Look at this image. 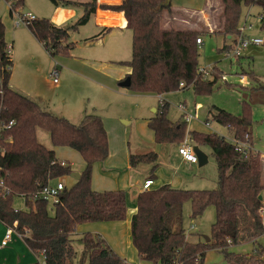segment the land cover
I'll use <instances>...</instances> for the list:
<instances>
[{"label":"trees","instance_id":"16d2710c","mask_svg":"<svg viewBox=\"0 0 264 264\" xmlns=\"http://www.w3.org/2000/svg\"><path fill=\"white\" fill-rule=\"evenodd\" d=\"M55 6L70 4L49 0ZM24 0H15L12 13ZM222 13L219 29H180L165 27L164 18H175V11L166 0H123L115 7H104L123 12L127 28L132 33L131 86L140 94L164 95L193 87L196 94L211 93L217 82L198 72L197 39L205 33L236 37L240 34L241 8L258 6L264 14V0H220ZM84 15L70 28L56 27L48 19H35L27 24L34 37L49 55L69 54L75 43L70 31L86 25L98 6L97 0L83 5ZM264 29V19L261 21ZM5 25L0 17V122L10 128L0 129V222L6 227L17 224V231H28L24 241L35 255H42V263L75 264L77 251L74 241L77 228L84 223L122 222L127 217L128 204L123 190L95 191L92 189V170L96 163L109 156L108 134L101 116L85 114L74 124L44 110L36 101L14 90L10 85L13 60L5 40ZM108 29H103L102 36ZM92 38V39H94ZM236 44V42H235ZM235 44H225L227 54ZM214 70H218L214 68ZM184 83V87H181ZM257 92L264 91L260 85ZM244 107L248 103L243 102ZM168 104L163 103L156 117L150 120L158 144L180 146L186 138L192 143L211 148L216 160L218 178L214 190H182L164 185L141 192L137 197L136 212L131 218L132 243L139 258L147 264H204L206 254L216 250L231 264H264V161L259 153L244 156L223 136L188 131L185 121L172 122L167 117ZM215 110V112H212ZM211 114L217 123L227 126L233 138L253 144L252 117L245 108L243 115L235 116L223 109L213 108ZM38 129L45 130L54 149L41 144ZM66 147L78 152L85 170L80 179L60 195L58 204L39 197L46 185L70 176L71 164L57 158L55 148ZM155 152L131 155L130 166L141 164L157 167ZM23 197L25 210L14 207V199ZM262 198V199H260ZM191 203L192 218L201 217L208 207H214L216 222L210 241L192 242L183 227V207ZM49 207L54 214L49 213ZM84 247L82 264H126L125 259L99 235L87 233L80 238ZM252 243L255 252L235 255L231 246ZM21 264V263H18Z\"/></svg>","mask_w":264,"mask_h":264},{"label":"rangeland","instance_id":"374dc122","mask_svg":"<svg viewBox=\"0 0 264 264\" xmlns=\"http://www.w3.org/2000/svg\"><path fill=\"white\" fill-rule=\"evenodd\" d=\"M13 3L15 0H0V17L6 27L5 40L10 47L11 44L13 46L11 48V56L14 60L13 86L24 91L26 95L36 98L44 106H47L51 113L64 117L74 124H79L85 114L101 116L108 134L109 157L104 162L96 163L93 166L92 188L98 191L105 187L123 190L127 200L130 198L133 202L131 204L134 202L137 204L135 196L138 191L142 190L144 180L151 176L152 169L142 167L135 171L129 164V157L135 154H144L142 152L148 150V146L153 142L152 147L154 149L147 153L155 152L158 154L159 163L160 158L165 161V163L159 164L160 166L155 168L154 172L158 171L157 175L166 177L165 174L169 171L170 159L168 158L175 149H178V145H161L159 150L152 132L147 126V120L153 116L152 108H161L163 104L159 97L145 96L132 89L119 87L121 80L127 78L131 72L128 65L132 59L131 31L129 29L123 30L124 35L117 42L115 49L110 51L103 41L99 42L92 39L91 45L86 44L85 38L89 40V37H93L98 32L97 27L92 22L82 30L80 36H72L70 41H74V38V42H76L74 50L70 51L69 54H61L51 58L44 48L38 46L25 24L19 26L16 24L19 18L30 12L39 19H50L49 17L55 8L54 4L49 0H24L23 4L10 14L9 10ZM172 8L198 13L204 9V3L173 0ZM173 13L175 18L166 14L163 20L165 27L191 29L192 26L195 29L200 26L205 30L208 29L207 25L211 20L210 26L208 25L209 29L213 27V31H215L219 29L222 5L220 0H211L210 7L204 12V15L185 12ZM261 14L262 11L258 6H242L239 29L247 28L242 33L246 39H264V29L259 19ZM80 17H77V20ZM250 25L252 28L248 29ZM240 34L234 40L231 36L219 34L205 33L201 36L203 44L198 46V69L211 71L210 75L205 76L209 80H212L216 73L218 74V80L211 93L195 94L193 87L190 86L168 93L162 99L169 106L167 117L170 120L179 121L181 113L177 107L179 104L187 103L192 108V112H189L190 114L188 113L186 118L194 120L193 123L187 125L188 131L205 134L215 133L227 140L232 139V134L227 126L213 120L212 115H209V110L216 107L235 116H240L244 114L245 108L249 109L252 117L254 149L264 156V91L252 90L264 85V44L250 45L238 58L234 56L233 52L227 54V50H222L225 44L230 45L229 48L232 50V45L239 39ZM57 63L59 64L60 75L57 77L59 78V85L55 86L51 73ZM78 67H85L82 69L85 72L84 75L76 71ZM215 67L218 70H214ZM241 75L247 77V83L242 81ZM243 102L248 103V106L244 107ZM207 120H209L208 126L206 125ZM37 137L41 144L49 149H54L50 136L45 130L38 129ZM192 144L194 146V143ZM200 149L207 155L208 163L201 167L198 164L194 166L195 168L180 167L176 176L181 181L180 183L174 182L173 187L186 191L216 189L218 171L215 157L210 147L203 145ZM58 155L65 159L61 161L71 164L73 173L81 175L85 170V162L78 152L63 147L62 150H59ZM59 180L69 188L76 182L71 176ZM57 181L55 180L53 183ZM130 206L128 204L126 219L122 222H114L117 228L111 226L113 228L95 232L92 231L95 227L94 223H84L78 226L79 237L74 241V247L77 251L75 264H82L84 247L80 238L87 233L101 236L109 246L112 245L111 247L120 257L122 256L119 252H128L129 257H122L126 264H147L137 256L136 249L133 247L130 224L132 209ZM14 207L17 210H25L24 198L16 197ZM49 213L54 214L51 207H49ZM215 222L216 211L214 207H208L201 217L192 218L191 203L188 202L184 205L183 227L192 242L210 237ZM0 225L2 226V233L0 234H3L6 227L1 222ZM18 239L20 238L18 237ZM19 241L18 245L16 240L9 248H0V264L42 263L41 254L38 256L33 254L23 239ZM259 243L264 245V238H261ZM114 248H118L120 251ZM229 251L235 255H250L255 252V246L252 243H244L231 246ZM18 253L28 256V260L18 259ZM83 264L89 263L85 261ZM204 264L231 263L225 260L221 252L210 250L206 254Z\"/></svg>","mask_w":264,"mask_h":264},{"label":"crops","instance_id":"0c3cea01","mask_svg":"<svg viewBox=\"0 0 264 264\" xmlns=\"http://www.w3.org/2000/svg\"><path fill=\"white\" fill-rule=\"evenodd\" d=\"M62 1H67V2H69L70 4H60L59 6H55L54 5V10L52 11V14H51V16L49 17L50 19H48V20H50V22H52L56 27H59V28H70L71 26H73L83 15H84V13H85V8H84V4H87V3H89L91 0H62ZM189 1H191L192 3H197V4H199V3H201L202 4V2L204 3V9L202 10V11H200V12H198V13H196V12H188V11H182L180 8H176V9H174L175 11H179V12H185V13H188V14H198V15H204V12H206L207 11V9H208V7H210V4H211V0H189ZM122 2H123V0H97V6H98V8H97V10H96V12H95V14H93L92 16H91V18H90V21L86 24V25H84V26H81V27H79L77 30H73V31H70V40H72V36L74 35V37L75 36H80L81 35V32H82V30H84L89 24H91L92 22H94V24H95V26L97 27V33L96 34H94V36L93 37H89V40L88 39H86L85 38V42H86V44H90L91 45V43H92V38H94L95 36H97V35H99L100 34V32L103 30V29H108V31H106L102 36H100V37H98V38H94L95 39V41L97 40V41H99V42H101V41H103L105 44V46H107L108 48H109V50L110 51H113L114 49H115V47H116V44H117V42L119 41V39L121 38V36H123L124 35V31L125 30H127L128 28H127V20H126V18H125V15H124V13L123 12H116V11H113V10H110V9H106V8H104V7H115V6H119V5H121L122 4ZM172 2H173V0H172ZM209 4V6H207ZM13 5V4H12ZM10 11V10H9ZM31 13V12H30ZM10 14H11V12H10ZM34 16H36V15H34ZM81 16V17H80ZM206 16V15H205ZM204 16V17H205ZM77 17H80L78 20H77ZM37 19H39L38 17H36ZM41 19H46V18H41ZM77 20V21H76ZM3 21V20H2ZM76 21V22H75ZM211 21V20H210ZM210 21H209V23H208V25L210 26ZM75 22V23H74ZM4 23V22H3ZM74 23V24H73ZM5 25V24H4ZM207 25V27H208V31H213V27H210V29H209V26ZM206 27V28H207ZM5 29H6V27H5ZM191 29H193V27L191 26ZM195 29H202V28H200V26H198V27H196ZM124 30V31H123ZM123 31V32H122ZM29 32H30V30H29ZM30 34L34 37V35L30 32ZM76 34V35H75ZM5 35H6V31H5ZM34 39L36 40V42H37V44H38V46H41V48H44V46L34 37ZM235 39V37H232V40H234ZM29 40H32V39H29ZM73 40L75 41V39L73 38ZM74 41H71V42H73V43H76V42H74ZM32 42H34V41H32ZM6 43L9 45V43L6 41ZM102 44V43H101ZM11 47H13L12 46V44H11ZM75 49V48H74ZM44 50L46 51V49L44 48ZM47 52V51H46ZM48 53V52H47ZM11 55H12V53H11ZM48 55H49V53H48ZM50 56V55H49ZM51 57V56H50ZM52 58V57H51ZM55 58V57H54ZM12 60H13V56H12ZM59 64L57 63L56 65H55V67L53 68V70H57L58 71V77H59V75H60V72H59ZM216 68V67H215ZM82 69H85V67H78V69H76V71L79 73V74H81V75H84V70H82ZM14 60H13V70H12V76H11V78H10V85H11V87L14 89V90H16V91H18V92H20V93H22L23 95H25V96H27V97H29V98H31L32 100H34V101H36L44 110H46V111H48V112H50L49 110H48V107L47 106H44L40 101H38V100H36V98H32L31 96H29V95H26V93L24 92V91H22V90H19L18 88L16 89L14 86H13V84H12V79H13V74H14ZM130 71H131V68H130ZM131 73V72H130ZM129 73V74H130ZM128 74V75H129ZM51 75H52V73H51ZM241 77H242V81L244 82V83H247L248 82V80H247V77H245V76H243V75H241ZM126 79V78H125ZM124 79V80H125ZM121 81H123V80H121ZM53 83H54V81H53ZM103 83V82H102ZM120 84V83H119ZM54 85L55 86H57V85H59V78H58V82L57 83H54ZM262 86H264V85H262ZM119 87H120V85H119ZM123 88V87H122ZM189 88V87H188ZM194 89V88H193ZM252 90H255V88H253ZM194 92H195V90H194ZM195 94H196V92H195ZM259 94V93H258ZM141 95H150V96H155V97H159V100H160V102H162V103H164V100L162 99L165 95H167V94H164V95H154V94H141ZM180 105H183L184 107H183V109H180L179 108V106ZM178 110H179V112L181 113L180 114V120L179 121H185L186 123H187V125L188 124H191V123H193V119H190L189 121H187L186 120V116L188 115V113L190 112H192V108L187 104V103H183V104H179L178 105ZM214 108H216V107H214ZM159 109L160 108H156V107H154V108H152V117H150L148 120H147V126H148V128H149V122H150V120L151 119H153L154 117H156V115L158 114V111H159ZM211 110H213V108L211 109ZM211 110H209V115H212L211 114ZM212 112H215V110H213ZM189 113V114H190ZM212 117H213V115H212ZM70 121V120H69ZM172 121V120H171ZM208 121L209 120H207V122H206V125L208 126L209 125V123H208ZM172 122H174V121H172ZM175 122H178V121H175ZM144 124H146V123H144ZM144 124H143V126H144ZM150 129V128H149ZM150 131L152 132L151 134H152V136H153V139H154V141H155V135H154V132L150 129ZM191 131V130H190ZM251 135H252V140H253V144H252V148L254 149V136H253V129L251 128ZM188 139V138H187ZM109 141V140H108ZM192 143V142H191ZM154 143L152 142V144H150V146H148V150H145V152H142V153H146V154H148L147 152L148 151H151L152 149H154V147H152V145H153ZM155 144H157L158 145V148H159V150H160V146L161 145H166V144H158V143H156V141H155ZM193 145V144H192ZM195 146H197V147H201V146H199V145H197V144H194V146L193 147H195ZM62 148L63 147H57V148H55V152H56V156H57V158L59 159V160H62L63 158H61V156H59L58 155V152H59V150H62ZM178 148H179V146H178ZM142 149H145V148H142ZM255 150V149H254ZM203 151V150H202ZM256 151V150H255ZM204 152V151H203ZM151 153V152H150ZM205 153V152H204ZM259 153V152H258ZM144 154H140V155H144ZM136 155V154H135ZM157 156H158V154H157ZM109 157V156H108ZM168 159H170V161H169V167H168V170L169 171H167V174H165L166 175V177L163 175H157V172L158 171H156V172H154V169L152 168L153 166L151 165V164H141V165H139L137 168H134L135 169V171L136 170H138V169H141L142 167H145V168H151L152 169V171H151V173H150V175L151 176H149V177H147L145 180H144V182H143V184H142V190H140V191H138L137 192V195L135 196V201H137V197H138V195L141 193V192H143V191H145V190H143V185H144V183H145V181L146 180H148V179H151V180H153V182H154V184L152 185V187H151V189H157V188H160V187H162V186H164V185H170L171 187H173L172 185H175L174 184V182H179L180 183V179L176 176V174H178V171H179V168L180 167H184V166H190L191 168H195L194 166H196V165H198V164H192V163H190V162H187V161H185L181 156H180V154L178 153V149H175L174 150V152L170 155V157L168 158ZM63 160H65V159H63ZM162 163H165V161H163L161 158H160V163H159V156H158V159H157V167L158 166H160L159 164H162ZM129 164H130V157H129ZM156 167V168H157ZM201 167V166H200ZM132 168V167H131ZM162 173V172H161ZM59 181H61V180H59ZM66 186V185H65ZM173 188H175V187H173ZM93 190H95L94 188H92ZM96 189H99V188H96ZM176 189H179V188H176ZM114 190H116V189H114V188H108V187H105V188H103L102 190H99V192H103V191H114ZM95 191H98V190H95ZM127 198V197H126ZM131 203H133L132 202V200L130 199V198H128V200H127V204H130L131 206H130V208L132 209L131 210V213H132V216L134 215V213L136 212V207H137V204L134 202V204H131ZM132 216H131V218H132ZM94 223V225H95V227H93L94 228V230L92 229V231H95V232H98V231H103V230H105V229H109V228H113V227H111V226H114V227H116V225H114L115 223L114 222H93ZM116 224H118V223H116ZM130 224H131V222H130ZM6 227V226H5ZM117 228V227H116ZM1 230H2V226L0 225V233H2L1 232ZM6 230H7V227H6ZM6 230L4 231V235L3 234H0V245H1V243H2V241H3V238H4V236H5V233H6ZM77 235H78V233H77ZM77 237H79V235L77 236ZM132 238V237H131ZM21 239V238H20ZM20 239H18V236H17V234L16 235H13V238H12V241H11V243H10V245L8 246V247H4L3 249H7V248H9L11 245H12V243H14L16 240H17V245H18V243L20 242L19 240ZM198 241H200V240H198ZM112 246V245H111ZM110 246V247H111ZM28 247V246H27ZM133 247H134V245H133ZM0 248H2L1 246H0ZM112 248V247H111ZM135 248V247H134ZM113 249V248H112ZM115 250H117V251H120L118 248H114ZM32 252V251H31ZM137 252V251H136ZM33 253V252H32ZM34 254V253H33ZM119 254L122 256V257H124V258H127V257H129V253L128 252H119ZM137 256H138V253H137ZM17 258L18 259H24V260H28V256H24V254H20V253H18L17 254ZM23 260V261H24ZM43 260H44V258H43V256H42V262H43ZM22 262V261H21ZM23 263V262H22Z\"/></svg>","mask_w":264,"mask_h":264},{"label":"built area","instance_id":"2783aa9c","mask_svg":"<svg viewBox=\"0 0 264 264\" xmlns=\"http://www.w3.org/2000/svg\"><path fill=\"white\" fill-rule=\"evenodd\" d=\"M36 17L32 14V13H28L26 15H23L21 18H19V21L17 22V26H19L20 24H25L27 26V24L30 21L35 20ZM260 21H262L264 19V14H261L259 16ZM252 25H250L248 27V29H251ZM247 28L244 27L242 30H240L241 34L239 39L236 41L234 50L232 51L235 57H241L243 54V51H245V49H247L250 45H263L264 44V39H259V38H251V39H246L242 33L243 31H245ZM197 44L198 45H202L203 44V40L202 38H198L197 39ZM11 48L9 45L7 47V51L9 54H11ZM198 72L201 73L204 77L210 75L209 71H206L205 69H198ZM52 77L54 78L53 81L54 83L58 82V71L57 70H53L52 71ZM181 87H184V83H181ZM183 105H180L179 108L183 109ZM187 121H189V118H186ZM14 124V122H10V124L8 126L2 124L0 122V129L2 128H10L12 125ZM225 138V137H224ZM226 139V138H225ZM226 141L230 142L231 144L234 145L235 149L242 153L244 156H248L249 152H255L258 153L257 151H255L252 148V145H250L248 142H242V141H238L235 140L232 136L231 140H227ZM4 152L0 146V155H2ZM178 153L180 154V156L187 162H190L192 164H198V157L195 154L194 151V147L191 143V141L189 139H185L184 142L179 146L178 148ZM260 154V153H259ZM262 160L264 161V156H262L260 154ZM154 184L153 180L148 179L145 181L144 185H143V190H149L151 189L152 185ZM65 189V184L62 181H57L56 183H50L46 186H44L39 192H38V196L41 197L42 199L49 201L53 204H58L60 201V195L62 193V191ZM17 234V236L21 239L24 240V237L27 236L28 231H26L25 233H19L17 231V224L15 223L13 226L11 227H7L5 236L3 238V241L1 243V247H8L12 241L13 235Z\"/></svg>","mask_w":264,"mask_h":264},{"label":"water","instance_id":"95a60500","mask_svg":"<svg viewBox=\"0 0 264 264\" xmlns=\"http://www.w3.org/2000/svg\"><path fill=\"white\" fill-rule=\"evenodd\" d=\"M166 3H167V5H171L172 0H166ZM119 85H120V87H123V88H129L131 86V78L127 77L125 80L121 81ZM194 151L198 157L199 166L206 165L208 163L207 155L197 146L194 147ZM70 176L75 181H78L80 179V174H78V173H72ZM260 199H262V198H260ZM204 239L206 242L210 241L209 237H205Z\"/></svg>","mask_w":264,"mask_h":264}]
</instances>
